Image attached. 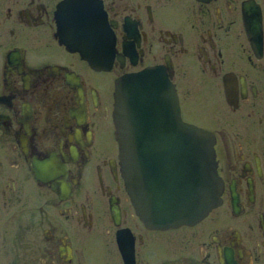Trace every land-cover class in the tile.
<instances>
[{"label":"flooded vegetation","instance_id":"1","mask_svg":"<svg viewBox=\"0 0 264 264\" xmlns=\"http://www.w3.org/2000/svg\"><path fill=\"white\" fill-rule=\"evenodd\" d=\"M150 66L214 135L192 224L126 190L116 82ZM0 264H264V0H0Z\"/></svg>","mask_w":264,"mask_h":264},{"label":"water","instance_id":"2","mask_svg":"<svg viewBox=\"0 0 264 264\" xmlns=\"http://www.w3.org/2000/svg\"><path fill=\"white\" fill-rule=\"evenodd\" d=\"M114 122L127 189L147 224L194 223L219 203L214 137L182 120L174 85L158 67L117 81Z\"/></svg>","mask_w":264,"mask_h":264},{"label":"bare ground","instance_id":"3","mask_svg":"<svg viewBox=\"0 0 264 264\" xmlns=\"http://www.w3.org/2000/svg\"><path fill=\"white\" fill-rule=\"evenodd\" d=\"M101 16V15H100ZM255 27V26H254ZM109 31V30H108ZM110 32V31H109ZM256 32V31H255ZM84 33V32H83ZM107 45V44H106ZM104 64V63H103ZM108 66V65H107ZM100 67H102V66H100ZM161 69V68H160ZM164 72V71H163ZM233 93V92H232ZM124 180H125V178H124ZM125 185H126V190H127V193H128V195H129V192H128V189H127V184H126V182H125ZM222 190V189H221ZM222 197V196H221ZM222 200V199H221ZM210 214V213H209ZM208 214V215H209ZM197 222V221H196ZM195 223V222H194ZM186 224H191V223H186Z\"/></svg>","mask_w":264,"mask_h":264},{"label":"rangeland","instance_id":"4","mask_svg":"<svg viewBox=\"0 0 264 264\" xmlns=\"http://www.w3.org/2000/svg\"><path fill=\"white\" fill-rule=\"evenodd\" d=\"M200 115H201V114H200ZM200 115H199V116H200Z\"/></svg>","mask_w":264,"mask_h":264}]
</instances>
